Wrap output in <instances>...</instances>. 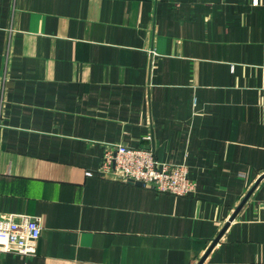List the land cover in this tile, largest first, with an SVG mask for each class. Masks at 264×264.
Returning <instances> with one entry per match:
<instances>
[{"label":"crops","instance_id":"1","mask_svg":"<svg viewBox=\"0 0 264 264\" xmlns=\"http://www.w3.org/2000/svg\"><path fill=\"white\" fill-rule=\"evenodd\" d=\"M111 144L193 192L102 174ZM263 175L264 0H0V218L41 224L0 264H264Z\"/></svg>","mask_w":264,"mask_h":264},{"label":"built area","instance_id":"2","mask_svg":"<svg viewBox=\"0 0 264 264\" xmlns=\"http://www.w3.org/2000/svg\"><path fill=\"white\" fill-rule=\"evenodd\" d=\"M259 0H252L257 5ZM101 173L118 181L138 183L159 193L185 196L194 190L184 164L159 162L153 151L122 144L106 145ZM41 234L37 216L11 214L0 218V251L31 256L37 251Z\"/></svg>","mask_w":264,"mask_h":264},{"label":"water","instance_id":"3","mask_svg":"<svg viewBox=\"0 0 264 264\" xmlns=\"http://www.w3.org/2000/svg\"><path fill=\"white\" fill-rule=\"evenodd\" d=\"M262 177H264V175L262 176ZM261 177V178H262ZM129 183H131V184H136V185H140V184H138V183H133V182H129ZM255 186L256 185H254V187H252V189L249 191V193H248V195L243 199V201L240 203V205L238 206V208H237V210H236V212L235 213H237L238 211H239V209L242 207V205L245 203V201L247 200V198L249 197V195L251 194V192L253 191V189L255 188ZM232 220V219H231ZM225 229V228H224Z\"/></svg>","mask_w":264,"mask_h":264}]
</instances>
